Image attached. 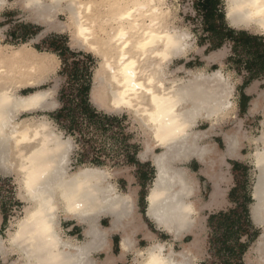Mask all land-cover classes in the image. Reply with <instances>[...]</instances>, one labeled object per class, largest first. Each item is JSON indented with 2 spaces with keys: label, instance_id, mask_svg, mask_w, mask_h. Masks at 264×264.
<instances>
[{
  "label": "clouds",
  "instance_id": "1",
  "mask_svg": "<svg viewBox=\"0 0 264 264\" xmlns=\"http://www.w3.org/2000/svg\"><path fill=\"white\" fill-rule=\"evenodd\" d=\"M199 2L0 0V264H220L209 220L239 208L236 164L256 236L229 244L246 246L239 264H264V74L245 86L251 57L228 36L213 47ZM215 14L264 42V0H215ZM81 25L95 55L72 47ZM62 37L65 57L49 46ZM80 53L103 128L65 71ZM70 89L75 127L59 118Z\"/></svg>",
  "mask_w": 264,
  "mask_h": 264
},
{
  "label": "trees",
  "instance_id": "2",
  "mask_svg": "<svg viewBox=\"0 0 264 264\" xmlns=\"http://www.w3.org/2000/svg\"><path fill=\"white\" fill-rule=\"evenodd\" d=\"M200 3L202 4V9H204L205 13V21H206V29L212 34L213 41L215 42V38L217 40L223 39L225 36H228L230 38H233L236 40L237 48L240 50V52L246 56L252 57V61L247 64L248 71L251 69L256 70H262L264 72V42H261L259 40L247 37L243 34H241L238 38L233 37L231 33H225L223 24H217L216 23V14H215V0H200ZM222 20V17L220 18ZM57 42V40H53L52 43H50V47L59 52L62 56L63 52L68 53L69 50L66 47V44L63 46V50H59L57 47H53V45ZM219 45L216 43H213V47H218ZM81 54V53H80ZM75 56L76 54L73 53ZM92 63V57L91 56H85L83 55L82 59H80L79 63H73L71 66L66 67L65 71L69 72L71 78L76 81L83 80L84 83L81 85V87L76 90V94L80 98V104L77 106L82 112L88 115L89 119L92 121H95L98 123V125L103 128L104 124L107 123L108 125H111L114 123L113 121H100L88 108L87 105V96L91 88V79L90 75L88 73V67ZM86 77H88L86 79ZM248 82H245L247 84ZM73 90H68L65 93V99L68 101V106L66 107L65 111L60 114L61 119L65 118H73L74 113L76 111L75 108L71 106V99ZM72 125L76 126V121L73 118L72 119ZM128 161L130 163H134V157L129 156ZM240 167L239 164L235 165V170L237 171ZM237 178V176H236ZM235 192L236 189L233 190L231 193V199L236 200L235 198ZM249 202L248 196L244 199L243 202H239V208L237 211L231 212L228 215L220 214L219 216H213L209 220V225L213 228L216 235L220 234L219 237H216L212 241V246L217 249L218 254L224 255L228 254L234 258L237 259V262L239 264L240 258L243 255L244 251L246 250L245 245H237L232 246L229 244L230 240H233L237 237L239 233H244V224H242L243 219H245V222L248 223L247 219V204ZM248 226L250 227L249 223Z\"/></svg>",
  "mask_w": 264,
  "mask_h": 264
},
{
  "label": "rangeland",
  "instance_id": "3",
  "mask_svg": "<svg viewBox=\"0 0 264 264\" xmlns=\"http://www.w3.org/2000/svg\"><path fill=\"white\" fill-rule=\"evenodd\" d=\"M196 7L198 9L203 10V12H204V9H202V4L200 2L196 5ZM30 31H31V29L24 28V29H22L21 32H19L17 34L13 33V40L15 41L16 39H26L28 34L30 33ZM67 39H68L67 37H62V38L56 39L57 42L53 45V47H57L59 50H63L64 47H65L63 45L67 43ZM52 42L53 41H51V43ZM213 43H215V42L213 41ZM72 47L80 49V50H82L85 53L89 52L87 50L78 48L77 46L74 45V43L72 44ZM37 49L40 50L39 48H37ZM69 54H70L69 52L68 53L63 52L62 53V57H65L66 55H69ZM71 55H73V54H71ZM83 55H84L83 53L80 54V59H82ZM87 56H91V55H87ZM93 63L94 62L92 60V63H90V64H93ZM236 63L239 65L241 63V61L237 60ZM192 167L195 170L198 166L195 163H193ZM147 172L151 173L149 169L147 170ZM246 173H247V169L240 165V167L238 168V177H237L238 188L236 189V192H235V198L237 199L238 202H243L244 199L247 196V194L245 192V185H246V182H247L246 181ZM139 174H140V171H139ZM150 176L151 175L145 174V176L141 178V181L146 182L150 178ZM242 224H244V226H245L243 232L249 234L250 240L255 239L256 233H253V232L249 231L250 227L248 226V223L245 222V219H243ZM219 236H220V234L216 235V233H215L214 237L211 240V244H213L212 243L213 239H215L216 237H219ZM190 239L191 238H189V241H186V242H190ZM212 248L215 250V256L219 258L220 264H233V262H235V264H238L236 258H234V257H232V256H230L228 254H225V253H223L224 255L218 254L217 249H215L213 246H212Z\"/></svg>",
  "mask_w": 264,
  "mask_h": 264
},
{
  "label": "bare ground",
  "instance_id": "4",
  "mask_svg": "<svg viewBox=\"0 0 264 264\" xmlns=\"http://www.w3.org/2000/svg\"><path fill=\"white\" fill-rule=\"evenodd\" d=\"M90 11V9H85L84 10V14H88V12ZM158 11V10H156ZM131 18V13H128L125 17V19H130ZM127 33L125 32L123 35H121L120 33H117V36L119 37V39L117 40V43H121L124 41L125 37H126ZM154 33H150L149 37L151 38L152 36H154ZM114 39H116V37H114ZM92 40V36H91V30L86 26V25H81L80 29H79V33L75 39V41L73 42L75 46H77L78 48L87 50L89 52H91L92 54H96L97 53V49L95 44L91 43ZM145 46H147V44H145ZM37 51H39L37 49ZM121 53H122V59L124 58L123 53H124V49H121ZM15 55L17 57H19L21 54L19 52H16ZM32 55H40L39 53L33 52ZM125 67H127V65H125ZM129 71H131L129 69Z\"/></svg>",
  "mask_w": 264,
  "mask_h": 264
},
{
  "label": "crops",
  "instance_id": "5",
  "mask_svg": "<svg viewBox=\"0 0 264 264\" xmlns=\"http://www.w3.org/2000/svg\"><path fill=\"white\" fill-rule=\"evenodd\" d=\"M251 61H252V57H251V59L249 60V62H251ZM249 72L251 73V76H250V78H249V81H246V82H248V83H249L251 80H256L258 77H260L262 74H264V72H262V70H256V69H251V70H249ZM248 83L245 84V86H247ZM248 100H249L248 97H246V96H243V97H242V100H241V111H242V112L246 110L247 105H248ZM234 168H235V166H234ZM147 170H148L147 166H144V167H142V168L140 169V174H139V175H140V178L144 177L145 174L151 175V173H148ZM234 172H235L236 176L238 177V170L236 171V170L234 169ZM143 175H144V176H143ZM186 243H187V242H186Z\"/></svg>",
  "mask_w": 264,
  "mask_h": 264
}]
</instances>
